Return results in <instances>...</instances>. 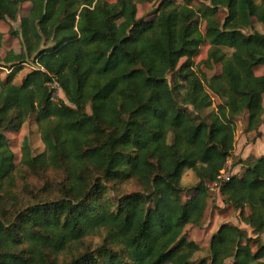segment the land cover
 Returning a JSON list of instances; mask_svg holds the SVG:
<instances>
[{
  "label": "trees",
  "instance_id": "obj_1",
  "mask_svg": "<svg viewBox=\"0 0 264 264\" xmlns=\"http://www.w3.org/2000/svg\"><path fill=\"white\" fill-rule=\"evenodd\" d=\"M192 2L225 10L223 23ZM18 16L22 49L0 65V264H264V155L220 180L236 119L256 136L264 123V0H159L148 20L133 0H0V23ZM253 20L262 32L245 35ZM203 44L201 65L220 69L206 86ZM30 120L44 149L25 144L15 164L6 135ZM185 171L196 181L183 201ZM211 186L252 236L222 224L194 263L184 230Z\"/></svg>",
  "mask_w": 264,
  "mask_h": 264
},
{
  "label": "rangeland",
  "instance_id": "obj_2",
  "mask_svg": "<svg viewBox=\"0 0 264 264\" xmlns=\"http://www.w3.org/2000/svg\"><path fill=\"white\" fill-rule=\"evenodd\" d=\"M111 1V0H108ZM137 7V16L143 17L144 19H151L153 13L158 7L159 0H133ZM178 4H182L185 0H174ZM193 8H202L206 12L212 15V18L215 19L220 24L223 23V20L226 16L225 10H218L217 12L211 11L207 2H192L190 4ZM30 4H24L20 10L19 16L27 14ZM19 16L15 22H1L0 23V65H3L4 58L9 53H18L22 48L21 42L18 39L13 38L9 34V29L12 28L14 31L19 30ZM203 23L201 29H203ZM242 32L245 35L251 34L253 32H262V26L253 20L252 26L250 29H243ZM223 53L229 55L231 53L230 49H221ZM208 45L203 44L200 47L198 55L193 59L194 70L198 71L199 75L204 74L205 86L207 81L213 76L220 72L219 66H213L211 70H207L201 63L207 58ZM184 60H181L179 64H182ZM8 68V66H6ZM2 69V68H1ZM34 69V66L28 61L22 67V70L19 71L14 78V83L19 84L21 79L25 74ZM263 72L262 67L256 68L254 74L256 76L261 75ZM9 73V70H1V79H4L5 76ZM168 82H170V76H167ZM36 92V89L33 90ZM53 98L55 101L62 100L65 104L69 105L65 100L63 94L60 90L55 89L53 93ZM219 104V101L216 97H213V104L209 109L202 111V116H207L210 113L215 111L216 105ZM261 132L260 136H256L255 133L243 134V119L238 117L236 119V132H235V144L234 151L231 156V159L228 161L224 176L231 175L239 171V166L236 168L233 167L232 163H235L238 159H246L247 157L258 158L264 155V138L262 134L264 133V123L259 128ZM7 139L10 142L11 151L15 155V164H18L21 156V148L25 144H28L30 147L31 154L33 156L41 153L44 149V146L40 140V137L37 132V127L33 121L26 122L20 131L15 134H7ZM232 165V166H231ZM190 171H185L182 176V187L184 188V196L182 200L184 201L189 195L188 189L193 187L195 184V179ZM61 176L50 175V179L55 181L59 180ZM210 197L204 201L202 207V217L200 219L199 226L187 225L185 227L184 233L185 236L196 243L200 250L197 252L192 260L197 262L202 258L208 257V243L211 235L219 228L222 224H230L242 229L248 236H252L251 230L246 227L240 220L239 212L233 210L230 207L224 206L221 202V198L217 189L214 186L209 188ZM247 215V211L245 212ZM260 241L264 244V234L260 236Z\"/></svg>",
  "mask_w": 264,
  "mask_h": 264
},
{
  "label": "built area",
  "instance_id": "obj_3",
  "mask_svg": "<svg viewBox=\"0 0 264 264\" xmlns=\"http://www.w3.org/2000/svg\"><path fill=\"white\" fill-rule=\"evenodd\" d=\"M50 88L51 89H57V90H59L58 89V85L56 84V83H53L51 86H50ZM228 163V162H227ZM227 166V165H226ZM225 170H226V167L222 170V172H221V175H220V180L221 181H224V180H227L228 178H229V176L230 175H226V176H224V172H225Z\"/></svg>",
  "mask_w": 264,
  "mask_h": 264
},
{
  "label": "crops",
  "instance_id": "obj_4",
  "mask_svg": "<svg viewBox=\"0 0 264 264\" xmlns=\"http://www.w3.org/2000/svg\"><path fill=\"white\" fill-rule=\"evenodd\" d=\"M260 132V131H259ZM260 134H261V132H260ZM262 138H264V133L262 134Z\"/></svg>",
  "mask_w": 264,
  "mask_h": 264
}]
</instances>
